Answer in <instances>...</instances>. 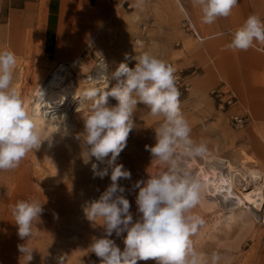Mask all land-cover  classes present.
Instances as JSON below:
<instances>
[{"label":"rangeland","instance_id":"1","mask_svg":"<svg viewBox=\"0 0 264 264\" xmlns=\"http://www.w3.org/2000/svg\"><path fill=\"white\" fill-rule=\"evenodd\" d=\"M45 3V0H0V50L8 49L17 57L13 86L20 91L30 113L37 98L35 90L44 86L50 72L60 65L72 67L75 83L84 91L90 87L86 75L95 76L99 58L106 61L111 72L121 62L134 68V57L150 51L172 65L175 72L181 71L185 81V84L177 83L181 92V112L191 127L193 141L206 144L205 158L226 169L248 166L264 178V123L249 120L243 129H232L230 109H218L210 92L203 94L192 90L194 69L181 65L180 45H174L172 57H167L169 50L164 47L163 34L148 29L147 10L125 8L110 23L99 24L91 32H62L66 38L60 39L52 49L44 50ZM38 21L42 22L40 26ZM49 39L51 41L52 36ZM115 84V80L109 81L110 87ZM117 103L108 100L109 106ZM133 120L135 127L116 163L123 164L131 172V180L122 179L119 183L126 189L124 195L130 202L135 222L141 215L135 202L139 192L134 187L136 181H146L149 175L162 170L160 163L152 160L145 148V145L154 146L155 128L159 127L162 118L151 116L147 106L138 103ZM38 129L44 138L52 136L51 146L48 140L43 141L41 147L29 152L30 156L19 165L29 166L34 185L30 188L14 186L15 179L22 180L21 176L16 177L17 168L0 171V264H27L17 247L26 240L17 235L11 209L17 201L31 199L43 204L44 211L38 229L34 227L35 237L27 242L34 248L28 264H59L61 257L65 258V264H100V258L89 247L94 238L104 234L103 229L86 218L84 209L98 200L110 185L111 169L108 176L100 178L94 173L92 164H97L96 171L99 172L108 167L106 161L101 163L94 157L87 163L84 161L85 147L82 139H78L84 132L82 112L65 132L61 129L62 132L57 134L49 128L47 131L43 127ZM178 156L191 164H201L198 166L202 170L210 172L212 169L203 156L189 158L182 153ZM202 176L206 175H200L199 181ZM203 186L200 202L192 209V213L203 220L190 237L194 249L205 254L209 264L213 252L221 255L220 264H264V203L243 201L241 205L225 207L213 188ZM124 236L126 233L121 237L115 234L110 237L121 250ZM138 264L157 262L138 261Z\"/></svg>","mask_w":264,"mask_h":264},{"label":"clouds","instance_id":"2","mask_svg":"<svg viewBox=\"0 0 264 264\" xmlns=\"http://www.w3.org/2000/svg\"><path fill=\"white\" fill-rule=\"evenodd\" d=\"M192 4L199 8L202 23L210 25L230 16L238 0H192ZM231 36L227 48L233 51L264 45V20L255 13L250 14ZM134 59V68L121 62L111 72L103 60L96 75L90 78L94 81L92 86L75 96L80 101L76 111L83 113L84 120V132L78 136L85 147L84 161L87 163L93 157L101 163L106 161L108 167L99 172L97 164H92L100 178L108 176L111 169L110 185L98 200L84 209L86 218L104 233L94 238L89 248L100 258V264H138L148 260H155L157 264H209L205 254L197 252L190 239L198 225L203 224L192 213L200 202L202 184L181 165L178 156V153L189 158L203 156L207 146L191 138V127L181 112L175 68L150 51L140 52ZM16 64L14 52L0 50V171L17 168L45 140L51 146L52 136H42L33 114L25 108L13 86ZM110 80L116 84L109 88ZM98 82H104L105 86H97ZM109 97L118 103L109 106ZM138 103L146 105L151 116L162 118L155 128L154 146L145 145L162 170L149 175L146 181H136L134 187L139 192L135 202L141 215L134 222L130 202L124 195L126 189L119 183L122 179L131 180V172L116 161L135 127L133 114ZM43 211V204L35 199L19 200L11 209L17 235L26 240L17 247L27 264L34 251L27 242L35 237L34 227L38 229ZM124 233L121 250L110 237L113 234L121 237ZM221 260L219 253L213 252L210 256V264H220ZM59 264H65L64 257Z\"/></svg>","mask_w":264,"mask_h":264},{"label":"crops","instance_id":"3","mask_svg":"<svg viewBox=\"0 0 264 264\" xmlns=\"http://www.w3.org/2000/svg\"><path fill=\"white\" fill-rule=\"evenodd\" d=\"M45 1L44 50L66 38L62 32H91L99 24L110 23L125 8L147 10L148 29L163 34L164 47L169 50L167 57H172L174 45H180L181 65L194 69L193 91L203 94L216 88L229 91L237 100L231 114H246L249 120L264 123V45L233 51L227 48L230 38L225 34L234 32L250 14L264 20V0H238L230 16L210 25L202 23L200 10L193 6L192 0ZM186 17L204 38L202 42L182 29Z\"/></svg>","mask_w":264,"mask_h":264},{"label":"bare ground","instance_id":"4","mask_svg":"<svg viewBox=\"0 0 264 264\" xmlns=\"http://www.w3.org/2000/svg\"><path fill=\"white\" fill-rule=\"evenodd\" d=\"M41 15L42 12H40ZM40 22L38 21V25ZM71 68L65 64L60 65L59 68L50 72L47 82L44 80L46 84L35 90L37 98L33 105V119L37 127H43L45 131L48 128L57 132V134H59V131L60 133L67 131L79 113L76 109L80 101L75 96L77 92L82 91L75 83L72 75L73 69ZM86 76L88 77L87 83L92 86L94 81L90 79L91 76ZM97 86L104 87L105 84L104 82H98ZM108 87L110 88L109 85ZM18 94L20 95V91ZM108 100L111 102L116 101L112 97H109ZM61 124H63V127L60 126ZM29 156L30 154H27L26 157ZM203 157V160L205 159L211 163V166H209L212 167L210 172L205 169L202 170L200 168L201 164L199 165L196 162L191 164V162L182 159H179V162L197 178L202 174L206 175L205 177L202 176L200 182L206 186V189L207 187L213 188L215 194L221 197L225 207L231 204L241 205L243 201L253 204L258 200L259 203H264V178L256 174L254 170L244 165H241L237 170L232 167L226 169L222 165L212 162L211 159H206L204 155ZM30 159L33 158L30 157ZM22 162L25 161L22 160ZM17 169L16 177L21 176L22 180L15 179V183L12 184L14 186L32 187L34 182L29 166H18Z\"/></svg>","mask_w":264,"mask_h":264},{"label":"built area","instance_id":"5","mask_svg":"<svg viewBox=\"0 0 264 264\" xmlns=\"http://www.w3.org/2000/svg\"><path fill=\"white\" fill-rule=\"evenodd\" d=\"M182 29L186 33L191 34L198 42H202L204 40L203 37H200L197 34L190 19L187 17L184 18V20L182 21ZM232 33H233L232 31H228L225 33L230 38V40L232 38L231 36ZM103 60H104L103 58L98 59L97 66H96L97 69ZM104 62L106 63L105 60ZM97 69H96V72H97ZM96 72H95V75H96ZM175 76H176L177 83H179L180 81L182 82V84H185V81L181 75V71L175 72ZM185 89L186 90L188 89L187 86H185ZM210 94L212 98L214 99V101L216 102L218 109L220 110L231 109L237 105L236 97L233 96L229 91H225L222 88L213 89L211 90ZM229 123L232 129L238 131V130L243 129L249 123V117L246 114H240V113L231 114L229 116Z\"/></svg>","mask_w":264,"mask_h":264}]
</instances>
